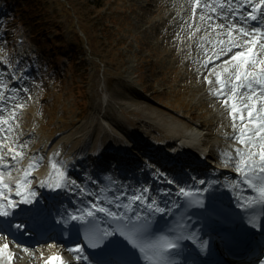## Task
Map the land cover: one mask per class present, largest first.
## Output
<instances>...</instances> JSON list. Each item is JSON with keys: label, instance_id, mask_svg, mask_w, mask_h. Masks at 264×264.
Returning <instances> with one entry per match:
<instances>
[{"label": "rangeland", "instance_id": "rangeland-1", "mask_svg": "<svg viewBox=\"0 0 264 264\" xmlns=\"http://www.w3.org/2000/svg\"><path fill=\"white\" fill-rule=\"evenodd\" d=\"M24 1L38 8L39 25L46 35L41 42L34 38L35 31L25 19L15 25L18 30L23 27L24 34L14 40L18 45L14 48L0 21V79L12 76L15 68L19 78L24 77L19 89L25 98L24 110L13 120L11 136L28 132L26 141L37 139L40 147L60 143L70 152L68 160L107 153L125 146L124 141H133L136 134L151 138L165 117L187 129L195 118L215 122L219 108L203 92L209 78L205 68L191 63L197 53L185 55L183 47H175L181 34L191 33L188 22L197 16L192 6L188 10L194 0ZM61 37L80 46L74 52L75 61L63 59L60 64L57 59V49L50 42ZM104 119L114 132L101 137L100 120ZM90 126L93 143L83 154ZM182 126L177 131L183 136ZM34 151L41 159L39 171L49 154Z\"/></svg>", "mask_w": 264, "mask_h": 264}, {"label": "bare ground", "instance_id": "bare-ground-1", "mask_svg": "<svg viewBox=\"0 0 264 264\" xmlns=\"http://www.w3.org/2000/svg\"><path fill=\"white\" fill-rule=\"evenodd\" d=\"M201 1H204V2H201L200 3L201 6H203L205 4H207L208 6L207 7H200V10L199 11H202V10L205 11V8H208L210 11H211V9H213V8H211L209 6L211 0L210 1L209 0H201ZM178 2H179V0H178ZM252 4L253 3H251L250 6H252ZM170 6L171 5H169L168 7H170ZM211 6H213V3L211 4ZM204 14H206L207 19L209 18L208 19V23L210 24L211 21H210L209 14H207V12H205ZM209 24H208V26H206L207 29H210L211 28V25H209ZM238 24H240V22ZM224 26L226 27L227 25L224 24ZM221 31H222L221 29H218L217 32H212L211 33V37H217V36L222 35L221 34ZM195 35L196 36L194 37V42H192L193 37L192 38H189V39L188 38L187 39L185 38V40H183L180 43V45L184 47V54L187 53L190 50L193 51V52L196 50L197 57L193 58V60L191 61V63H200V64H202L204 58H205V60L208 58V61H209L212 57H210V54H207L204 50H199L198 49V47H199L198 46V44H199L198 36L199 35H197V34H195ZM227 38H228V42H226L227 46L228 45H230V46L232 45L233 46V45H235L237 43H240L242 45L243 44V41L245 39H247L246 37H241L240 34L236 37L232 31L231 32H228ZM237 39L240 42L234 41V40H237ZM233 41L235 43H232ZM263 41H264V39H263ZM254 43H256V41H254ZM178 46H177V48H178ZM211 48L214 49L215 51L216 50H221L222 52H220V53H223L224 51H228L225 47H220V44L218 42H217V47H211ZM229 48H231V47H229ZM238 63L239 62H237L235 64V66ZM212 65H215V64H212ZM235 66L224 67V68L221 69V71L223 73H225L226 75L234 76L235 73H236ZM218 69H219V67H217L215 71H217ZM239 70L240 71H243V66H241V68ZM251 71H255V70H251ZM222 72H216L215 75L217 76V74H220V76H223ZM212 77H213V75L211 74L210 78H212ZM222 78L226 82L228 81L226 78H224V77H222ZM212 79H214V78H212ZM233 83H235V82H233ZM263 91H264V88H262V90L258 91L257 93L259 94V93H262ZM225 96L226 95H224V99L226 98ZM257 98L258 99L259 98L261 99L262 96L258 95ZM104 100H105V98H104ZM246 100H247V98H245V100L243 102H246ZM263 104H264V102H263ZM3 105L4 106H7L8 103L7 104H4L3 103ZM3 105L0 106V109L4 107ZM19 109H13L10 112L8 111L9 114H6V115L0 117V123L2 124L1 126L3 127L0 132L3 133L5 131V133L8 132L9 134L11 133V130H12V132H14L13 122L11 121V118H13L12 115H18V116L21 115L20 113L18 114V112H19L18 110ZM18 116H14V117L16 118ZM236 116H237V119L235 121V128H236V132L238 133L241 130V126L239 128L236 126L237 121H239L238 120L239 113H237ZM214 117L215 118L219 117V120H224V118H223V116H222V114H221V112L219 110H217V114H214ZM163 119H164L163 121H160L159 122V124H158L159 128L158 129L162 130L164 133L166 131H168L169 134H164L163 135L164 136V139L160 140L159 143H161L162 141H164V143H167V138L173 134L174 136H172V137H177V136L178 137H181V138H178V137L176 138L175 145L178 146L179 148L183 145V148L186 147L187 150H188L184 154L183 153H180V158H182L183 156H185V158H187V157L191 158L192 157L191 153H193V154H199V155L203 153V150L200 149L197 146L198 145V140H199L198 137L200 136V134L196 130H190V128L187 129V127H183L182 126L183 125L182 123L178 124L177 122L173 121V118L172 117H169V118L168 117H165ZM231 120H232V118H231ZM5 121H7V123H5ZM243 123L241 125H243ZM181 126L183 128V136H182V134L179 131H177ZM221 126H223V125H221ZM79 129L80 128H78V130ZM100 129L101 130L103 129V127L101 125H100ZM223 129L224 128H222L221 131H220V133L218 134L219 139L221 138L220 141H218V142L216 141V143H215V145L218 144L220 147H221V145H223V143H222L223 142V136H225V134H226V129H225L224 133H223ZM93 131H94V129H92V126H90L88 128V132H87V134L89 133V136L91 135L90 138L88 139V146H87L88 149H90V144L92 142V132ZM112 131H113V128H111L110 132H112ZM244 133H246V132H244ZM22 135H23L22 133L19 134V136H22ZM240 138L244 139L245 142L244 143H241L240 148H239V152H242V153L245 152L246 153V154H244L245 157H248L247 154H248L249 151L256 152V153L259 152V147H257V148H252L251 147V145L253 143H255L257 145H260V144L264 143V141H261V140H259V141H255L254 140L253 141L246 134L241 135ZM68 139H71L72 141H75L74 138H72V137H69ZM37 141H38L37 139L36 140H33V141H26V138H25V141H24V143H23L22 146L24 148H26V149H22V148H20L18 146V144L16 143V140L13 137H10L9 139H7V137H4L2 139V135H0V142L2 144V146L0 147V155H3V158H4V159H2V161H4V162L1 163L2 165H0V180H4L3 183L0 182V208H3V207L6 206V204L2 200V197L3 196H8L9 195V192H11V190H14L15 191L16 188H17V186H15V184H14V180H10L11 179V174H18L20 176L19 178L24 179L25 186H28L31 189L37 188V189H39L41 191H44V189L41 187V185L44 186L45 179L40 178V176L42 174H44L46 171H51V172L54 173V175H60V176L64 177V180H65V183L66 184H69L70 183V181H69L70 180V178H69L70 177L69 176L70 174H68V173L69 172H72V170L74 168L78 167V165H79L80 162H78L77 160L75 162H68V163L65 162V164L66 163L67 164L64 165V167H61L60 166V163H64V160L63 159H65V155L68 154L69 152L68 151H65L66 150L65 147H63L65 150L64 149H61V151H60V148H61L60 147L61 146L60 143H55L54 147H53V143H52V144H49V146H46L45 147V151L49 155H48V157H46L45 164L42 166V168L39 171H37V168L40 167V163L41 162L38 159L35 160L37 153H35L33 151V149L38 148L41 151L44 150V149L42 150V148H40V145L37 144ZM146 145H148V143ZM2 148H3V150H2ZM139 148H140L139 145L133 146V149H135V150L136 149H139ZM173 148H175V146H173ZM9 149H13L14 151L13 152H10ZM166 149H165V151H166ZM118 150H121V149L119 148ZM15 153H20L21 155H18L17 156V158H16L17 161L16 162H13L12 161V162H10V164H15L16 165V163H20L21 162L20 159H24L25 163L22 166H19V165L17 166V168L15 169L17 173L11 172V174H7L5 172L6 168L4 167L5 162L7 161L6 158L7 159L8 158H11L12 155H14ZM30 156L32 158H30ZM72 157H70V158H72ZM127 158H130V156L127 157ZM32 159H34V160H32ZM227 159H228V161L232 162L233 164L236 163L235 160L233 158L229 157V156L227 157ZM257 159H259V156L258 155L257 156H254V157H251V158L248 157V159H246V162L244 164L249 163L250 161H254L255 162ZM238 164H239V167L240 168L243 166V163H241V162H238ZM145 165H146V169L144 170V175L141 178H139V179L137 178V176H136V173L137 172H136V169H135V176L130 179V181L132 183H134L137 187H139V188L141 186L142 187H145L144 190L141 191V194L140 195L139 194H136V195H138V196H141L142 195L143 196V195H146L147 194V195H152L154 197H157L159 200L161 198L163 199V197L161 196V194L157 193V190H155V189L149 190L148 189V188H150L149 185H148L149 184V179L151 178L153 172L155 171V167H154L153 163L150 162V161H145ZM162 165H163V167H165L166 164H162ZM173 168H174V166H173ZM249 168H252V166H249V167H247L245 169H249ZM34 173L36 175H34ZM33 180H35V181H33ZM32 181H33V183H32ZM199 181H201V180H199ZM93 182H94V180H92V179L90 180L89 179L90 185H87L86 184L84 186H81L80 188H77L78 191H80V194H84L85 196H87V195H94L95 192H97V188H95L93 186V184H92ZM189 182H190V179L188 177H185L184 180H182V181L179 182L180 184L177 185V187L178 188L179 187H182L183 185L188 184ZM199 185H201V183ZM11 187H12V189H10ZM213 187H214L213 185L209 184L208 186H206V189H212ZM145 190H147V191H145ZM35 192L36 191H34L33 193H35ZM160 193H162V191H160ZM171 193L174 194L173 192H171ZM160 196H161V198H160ZM171 199H172L171 203L165 209V211H166L165 214H167V215L170 214V210L172 208L177 207V205L180 203V201H182V199H179L178 197L176 198L174 195H173V197ZM57 200L59 201L60 198H57ZM113 201H114V204L115 205H118V203L119 204L121 203V198H119V197H117L115 195ZM2 244L5 245L6 243H2ZM49 245H50L51 248L49 250H47V253H46L47 256L50 255V254H52V253H55L56 252V246L54 245V243H49ZM11 258H12L11 252L8 251V250H6V254L2 258V260H1L2 262L0 264H11ZM80 261L81 260L78 259V260H75L74 263L75 264H78V263H80Z\"/></svg>", "mask_w": 264, "mask_h": 264}, {"label": "snow or ice", "instance_id": "snow-or-ice-1", "mask_svg": "<svg viewBox=\"0 0 264 264\" xmlns=\"http://www.w3.org/2000/svg\"><path fill=\"white\" fill-rule=\"evenodd\" d=\"M219 2H220L221 8L225 9L226 5H230L232 3V0H219ZM194 3L199 5L201 3V0H194ZM248 3L251 5L252 0H248ZM259 4L264 5V0H259ZM207 6L208 5L205 4V7ZM255 10L256 8H253V11ZM249 15L252 20L254 21L257 20L256 16H252L251 13H249ZM261 15L264 16V12H262ZM221 16H222V19H230V17L224 16L223 12L221 13ZM227 27L230 32L236 31L240 34L241 37L247 38L243 41V45H241L240 43L236 44V47L246 46V50L243 52L234 53L231 56V60L239 61V63L235 66V69H236L235 75L230 76L229 81L226 82L220 76V74H217V81H216V83H218L221 86L220 89L215 92L216 96L224 95L225 89H228V91L231 93V96H228L222 100V104L227 107L229 106V103L231 100L230 115L232 116L233 123L235 124V121L237 119V116H236L237 113H240L239 118L243 122L245 110H247V116H248L249 121H251L253 118L252 108L250 107L248 103L243 102L245 100V96H247L248 99L257 98L258 95L264 96V93L258 94L257 87L253 86V85H256L259 88H264V58H262V54L260 52L255 51V49L251 47L253 43L254 35L256 33H261V35L264 36V32H261V29L259 28H256L253 30L245 29L242 25L235 29H233L232 25H228ZM260 48L264 49V44H261ZM231 60L225 61V63H230ZM241 66H243V71L239 70ZM256 68H260L259 73L250 70V69H256ZM233 80L235 81V83L232 82ZM208 83L211 84L212 81H208ZM240 89H243V91H240ZM238 101L242 102L239 107L237 104ZM2 112H3V109H0V113ZM5 123H7V121H5ZM252 135L258 136L260 137L261 141H264V119L259 120L256 132H254ZM239 142L244 143L245 141L244 139L240 138ZM251 147L252 148L259 147L260 151L258 153L249 151L247 154L248 157L251 158V157L258 155L261 161V164L257 167L254 161H250L249 163H246L243 168H240L238 170L243 173L245 168L252 166L254 171H259L261 173H264V143L260 145L253 143ZM9 151L13 152L14 150L9 149ZM236 151L239 152V149H237ZM18 155H21V154L15 153L14 155H12L11 159L15 160ZM0 159H3V157H0ZM4 167L7 168L8 165H4ZM245 177L247 178L246 173H245ZM260 180H261V183L264 184V176L260 177ZM180 191L182 193L185 192L184 189H181ZM261 193L264 194V188H261ZM126 196L127 194H125V197ZM131 199L134 201H139L141 199V196L133 194ZM93 206L95 207V205ZM149 207H151V203H149ZM155 210L160 211V212L164 211L163 208H159V207H157ZM99 211H105V209L101 207L99 208ZM7 214L8 213L6 211L0 212V215H7ZM106 214L109 216H113V217H116L119 215L118 213L112 212L111 209H108ZM88 215L91 216L92 212H89ZM72 219H78V218L74 216L72 217ZM136 219L139 220V217H137ZM135 227L136 226L134 225L132 229H129V232L131 234L129 237L130 241H136V240H140L143 238L141 234H137L134 232ZM176 246L177 245L175 243L169 245V247H173V248ZM70 251H79V249L78 248L70 249ZM262 264H264V262H262Z\"/></svg>", "mask_w": 264, "mask_h": 264}, {"label": "trees", "instance_id": "trees-1", "mask_svg": "<svg viewBox=\"0 0 264 264\" xmlns=\"http://www.w3.org/2000/svg\"><path fill=\"white\" fill-rule=\"evenodd\" d=\"M6 1L7 2L5 6V11H7L12 18L18 19L17 21L18 23H23L25 19L28 20L29 24L35 31L34 38L38 39L41 42L43 40V36H45L46 33L43 31L44 27L39 25L42 22H40L39 17H37L38 8L32 9L31 8L32 5L30 1H28V3H24L25 2L24 0H6ZM38 2L41 3V0H38ZM40 3L38 4V7H41ZM50 43H52L53 47L57 49V57H58L57 59L59 60L60 63L63 59H67L68 61H74L75 60L74 52L77 53V50L80 47L77 44L70 45L68 43L67 38L64 39L63 37H61L60 39L52 40Z\"/></svg>", "mask_w": 264, "mask_h": 264}]
</instances>
